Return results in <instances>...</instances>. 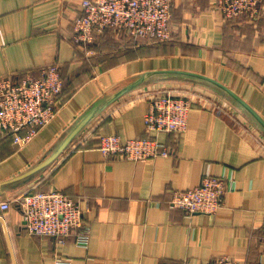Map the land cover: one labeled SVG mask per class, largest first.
Masks as SVG:
<instances>
[{"label":"crops","instance_id":"crops-1","mask_svg":"<svg viewBox=\"0 0 264 264\" xmlns=\"http://www.w3.org/2000/svg\"><path fill=\"white\" fill-rule=\"evenodd\" d=\"M218 0H172V40L150 44L113 30L89 45L72 41L82 0H0V79L39 77L57 64L61 106L31 142L0 130V264H206L227 256L264 264V128L208 76L234 91L264 119V8L259 20H224ZM114 102L117 93L134 85ZM188 97L183 133H154L144 117L155 95ZM94 118L33 176L13 180L48 158L93 109ZM105 135L157 139L169 156L128 160L100 151ZM224 177V205L214 215L169 205L175 190ZM58 190L75 200L89 228L65 244L27 233L18 200Z\"/></svg>","mask_w":264,"mask_h":264},{"label":"built area","instance_id":"built-area-1","mask_svg":"<svg viewBox=\"0 0 264 264\" xmlns=\"http://www.w3.org/2000/svg\"><path fill=\"white\" fill-rule=\"evenodd\" d=\"M83 13L73 22L72 41L89 45L106 30L129 40L149 39L156 42L172 40V0H82ZM218 10L225 19L261 18L264 0H218ZM64 81L57 64L44 68L39 77L27 75L19 81L0 79V130L15 144L31 142L55 118L61 106ZM191 101L188 97L164 92L149 101L144 117L148 131L154 133H183L188 127ZM100 151L105 156L128 160H148L169 156L170 150L157 139L123 140L118 135H105ZM224 177L205 176L201 184L187 190H175L171 208L189 214L214 215L224 205ZM27 233L47 236L65 244L76 232L79 245L89 243V228L84 224L83 210L78 202L61 191H31L18 200ZM10 201L0 200V210L10 208ZM264 258V234L261 240ZM56 264H72L57 260ZM192 264V263H186ZM206 264H240L220 256Z\"/></svg>","mask_w":264,"mask_h":264},{"label":"water","instance_id":"water-1","mask_svg":"<svg viewBox=\"0 0 264 264\" xmlns=\"http://www.w3.org/2000/svg\"><path fill=\"white\" fill-rule=\"evenodd\" d=\"M162 73H178L181 75H188V76H194L200 79H203L205 81H208L215 86L219 87L223 91H225L233 100H235L238 104H240L245 110H247L258 122L259 124L264 128V119L246 102L244 101L240 96H238L234 91H232L230 88L225 86L224 84L201 74L191 73V72H183V71H167ZM134 85L129 86L125 90L117 93L115 96H113L105 106L108 104L114 102L118 97L122 96L125 92H128L130 88L134 87ZM99 109H93L91 112H89L78 124L77 126L64 138V140L60 143V145L57 147V149L44 161H42L40 164L36 165L34 168L29 170L27 173L14 178L12 181L20 180V179H26L34 174H36L38 171L42 170L43 168L50 165L63 151L64 149L70 144V142L76 137V135L94 118L96 113Z\"/></svg>","mask_w":264,"mask_h":264},{"label":"rangeland","instance_id":"rangeland-1","mask_svg":"<svg viewBox=\"0 0 264 264\" xmlns=\"http://www.w3.org/2000/svg\"><path fill=\"white\" fill-rule=\"evenodd\" d=\"M147 41V43H150V44H155V43H164V42H156V41H153V40H149V39H144Z\"/></svg>","mask_w":264,"mask_h":264},{"label":"trees","instance_id":"trees-1","mask_svg":"<svg viewBox=\"0 0 264 264\" xmlns=\"http://www.w3.org/2000/svg\"><path fill=\"white\" fill-rule=\"evenodd\" d=\"M224 20H226V21H228V22L231 23V22H233V20H236V19H225V18H224ZM97 38H98V36H97ZM97 38H96V40H97ZM96 40H95V41H96ZM169 41H170V40H169ZM166 42H168V41H166ZM156 44H157V43H156ZM158 44H160V43H158ZM62 77H63V74H62Z\"/></svg>","mask_w":264,"mask_h":264}]
</instances>
